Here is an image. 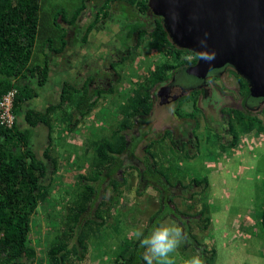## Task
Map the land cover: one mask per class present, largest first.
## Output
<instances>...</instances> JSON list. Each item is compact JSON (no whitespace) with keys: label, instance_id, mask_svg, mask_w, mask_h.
<instances>
[{"label":"trees","instance_id":"trees-1","mask_svg":"<svg viewBox=\"0 0 264 264\" xmlns=\"http://www.w3.org/2000/svg\"><path fill=\"white\" fill-rule=\"evenodd\" d=\"M148 1L106 0L101 4L99 20L108 18L117 3L131 6L140 16L146 15L149 12ZM87 2L88 0H84L74 19L67 21L65 16L68 11L51 4L50 0H0V96L12 88L17 89L14 101V113L17 118L24 110L25 103L35 97L37 92L29 91L27 87H18L14 79L28 68L29 73L37 78L39 86L48 82L50 57L62 55L68 45L63 24L72 25L77 21L86 9ZM151 27L149 30L147 24L140 19H134L133 22L126 24L125 40L129 42L136 34L137 40L134 47L128 48L130 55L124 61L137 56V50L147 40H150V45L155 46L165 60L158 67L148 71L149 75L145 77V82L135 92L134 102L121 106L119 112L123 117L120 118V124L111 130L109 136L94 142L89 170L76 177L73 197L65 205L64 226L47 242V264H87L90 243L92 239H98L102 229L107 225L111 207L116 201L111 199V204L107 203L105 197L107 188L111 187L116 196H120L121 187L128 182L124 174L130 167H125L121 157L130 149L135 151L142 142V137L131 138V132L137 126L136 118L146 117L153 110L151 90L169 80L174 71L197 62L198 56L194 52L177 49L173 45L160 19L154 20ZM181 54L187 57L186 62L176 64ZM41 55L44 56V61H41ZM233 74L238 80L242 96L245 99L249 98L250 89L247 81L235 71ZM92 80L93 77L89 79ZM71 86V83H64L66 94L62 104L68 101L73 105L69 118H73L75 114L83 118L96 107L99 92L92 95L89 83H85L77 92ZM198 94L196 92L193 97V111L183 113L180 110L181 118L197 120L200 114L196 105ZM190 99L183 98L180 106ZM228 116L232 131L231 150L239 146L242 136L261 137L264 134L262 114L231 110L228 111ZM46 118L47 116L40 112L29 110L25 121L33 128L45 122ZM67 123L64 133L72 132L71 127L77 128V123L72 125L70 120ZM196 128H199V124ZM161 143L154 142L146 148L148 156L146 169L139 174L141 189L151 186L152 182L148 180L150 178L155 179L161 186L170 185L169 179L157 168V159L162 157L160 152L157 153L156 150H154L156 153L152 152L154 146ZM55 150L52 142L42 159L30 145L29 130H19L17 122L12 129L0 127V264H38L39 251L31 241L30 235L34 216L40 206L49 203L51 197L54 176L59 168L58 159L53 156ZM187 156L194 158L196 154ZM121 170L122 174H119ZM203 183L193 180L190 186L202 187L205 190L207 184ZM161 199L160 210L151 217L150 226L143 231L145 236L149 235L153 226L157 224H153L157 217L160 216L158 221H164L170 215L162 214L167 202L164 197ZM208 213L207 207L200 212L205 217L204 228H208L211 223ZM260 223L264 231V211ZM121 247L122 251L114 258L113 264H145L142 259L144 249L140 248L139 240L126 239ZM201 253L205 258L204 264H215L217 256L215 249L204 248Z\"/></svg>","mask_w":264,"mask_h":264},{"label":"rangeland","instance_id":"rangeland-1","mask_svg":"<svg viewBox=\"0 0 264 264\" xmlns=\"http://www.w3.org/2000/svg\"><path fill=\"white\" fill-rule=\"evenodd\" d=\"M83 2L84 0H50L51 4L66 9L68 13L80 9ZM144 59L137 66V75L141 77L148 71V63H158L159 55L153 50ZM229 82L228 86L235 91L238 84L234 78ZM214 106L217 108L215 104ZM115 108L110 105L108 108H99L96 118L99 116L100 119L95 122H100L101 127L97 128L89 122L85 132L89 142L106 138L109 130L120 124L123 116ZM188 111L191 109L187 107L181 110L183 113ZM173 118L171 113L161 118L157 110L146 121L161 130L164 125L176 124ZM76 131L80 132V129ZM197 135L200 142L195 147L194 158L187 156L186 152L177 153L172 146H158L157 150L154 148L157 153L161 152L157 168L169 179L168 186L174 187L179 183L182 186L168 188L169 192L168 189L163 191V186L154 180L151 186L141 189L137 172L129 169L124 174L128 182L121 187L122 194L116 196L112 189L106 192L107 203L116 199V205L110 211L109 221L98 239H92L90 243L87 264H113L114 258L122 251L124 241L129 238L136 240L134 232H143L150 226L151 217L161 208V197L167 202L162 214H170L165 220L175 221L186 236V242L181 243L172 254L175 264H185L186 260L197 254L205 261L201 253L204 248L216 250L215 264H264V231L260 223L264 211V134L261 137L242 136L240 145L230 150L227 156L224 155L227 150L222 148L214 133L208 130L200 131ZM144 144L137 149L139 158L144 154ZM154 150L152 152L156 153ZM59 172L55 176L53 188L61 193L52 192L50 202L40 206L33 218L30 238L39 251L38 264H47V242L64 226L63 204L73 197L76 177L83 174L82 170H75L73 173L64 168ZM193 180L204 182L207 189L190 186ZM204 207L209 209L211 217L208 228L203 227L205 217L200 214ZM174 208L176 212L173 211ZM159 217L153 224L158 222Z\"/></svg>","mask_w":264,"mask_h":264},{"label":"flooded vegetation","instance_id":"flooded-vegetation-1","mask_svg":"<svg viewBox=\"0 0 264 264\" xmlns=\"http://www.w3.org/2000/svg\"><path fill=\"white\" fill-rule=\"evenodd\" d=\"M105 1L103 3H105ZM123 17H126V19H123ZM134 19H140L142 22H145L149 30L152 29L151 26L154 20L160 19L163 22L162 18L156 16L150 9L146 15L140 16L134 8L127 4H115L108 18L100 22L99 36L93 37L95 42L98 41L100 37L101 54H105V56H103L104 54L102 55V61L104 62L99 70L96 65L84 67V69L87 70V83L92 87V91L97 92L99 86L103 91L101 93V102L103 106L106 108H108L109 105L110 107H116L115 110L117 113L124 104L134 102L135 92L145 82V77L149 75L147 74L148 71L158 67L165 60L164 57L160 56L157 48L150 45V40H147L137 50V56L133 55V57L135 56L134 58L124 61V59L130 55L128 48H132L136 45L135 40H137V34L129 42L125 40V34L127 33L126 24H128V22H133ZM153 50L159 55L158 63L155 65L153 62L148 63V71H146L144 76L139 78L137 75L138 62L145 60V55L149 56V53ZM186 59L187 57L181 54L175 63H185ZM197 62L192 66H195ZM118 66L122 67L119 68ZM192 66L174 71L169 80L156 85L151 90L153 110L146 117L140 116L136 118L137 126L131 132V138L142 137V142L140 144L145 143L142 148L144 154L142 158H139L136 151L130 149L121 159L124 161L125 167H130V170L136 171L138 176L146 169L145 163L148 158L146 148L154 142H162L154 146L156 150L158 146H172L177 153L184 154L186 152L187 155H191L200 142L197 133L209 130L217 136L222 148L227 150L224 154L227 156L229 155L231 150L230 146L232 144V131L229 127L230 118L228 116V111L241 110L251 114H262L264 117V98L254 99L250 96L245 99L240 92L239 83L233 74L234 69L232 66L228 65L222 69L214 70L206 79H199L189 75L187 69ZM89 76L93 77L92 81H89V79H91ZM127 76L130 77L128 78ZM232 77L238 84L235 91H232V87L228 86V83H230L229 81L233 79ZM196 92L199 93L196 105L201 115L195 121L181 118L179 116L180 110H185L187 107V109L193 111V97ZM185 97H190L191 99L180 106L181 100ZM160 109L170 111V113L174 115L173 120L176 121V124L172 126L164 125L162 129L159 130V127L146 121L152 116V112L154 114ZM208 110L210 111L208 112ZM210 115L212 118H210ZM117 117H119L118 114ZM192 121L193 123H191ZM202 121L203 125H201ZM198 124L199 128L197 129L196 127ZM114 128H116V126ZM114 128H111L106 136H109L111 130ZM132 143L131 141L130 144ZM131 146L132 145H130V148ZM119 174H122V170ZM148 180L154 182L155 179L150 178ZM171 187L172 186H163L164 190ZM177 187H179L178 184L172 188L175 189ZM174 211L176 212L175 208ZM172 215L176 218L174 214Z\"/></svg>","mask_w":264,"mask_h":264},{"label":"crops","instance_id":"crops-1","mask_svg":"<svg viewBox=\"0 0 264 264\" xmlns=\"http://www.w3.org/2000/svg\"><path fill=\"white\" fill-rule=\"evenodd\" d=\"M104 1L105 0H88L86 9L80 14L77 21L73 22L72 25L63 24V28L67 34L68 45L62 55L50 57V77L45 85L39 86L37 78L29 73L28 68H25L22 73L14 79V83L18 87H27L29 91L32 90L37 92L35 97L25 103L24 110L18 115V129L21 131H30V145L37 156L42 159L44 158V153L48 151V147L53 142L56 149L53 156L56 157L59 162L57 174L60 173L59 171L63 168L73 173L75 170H82L83 173L89 170V162L93 154L94 142L96 140L89 142V140L86 139L88 135L85 134V132L89 122L95 124L97 128L101 127L100 122H95L100 119L99 116L96 118V115L99 113V108L103 106L101 105V93L103 91L99 86L97 88V92H99L97 96L98 103L93 111L83 118L79 117L78 114H75L73 118H69V112L72 110L73 105L68 101L62 104V100L66 94L64 88L65 82L71 83V87L74 91H80L82 86L87 83V70H85L84 67L96 65L99 70L104 62L102 61L100 37V41L98 40L95 42L93 40L94 36H99V25L101 22L99 20L101 16L100 7ZM76 14L77 10L73 13H68L67 16H65L66 20H73ZM40 57L41 61H44V56L41 55ZM140 77L141 76H139V78ZM90 89L92 91V87H90ZM95 93L96 92L92 91V95ZM29 110L46 115V121L38 124L36 127H30L25 121L26 113ZM169 114L170 111L168 110L160 109L158 111V115L161 118ZM69 120L72 121V125L77 123V128L71 127L72 132L64 133V130L67 129L66 124H68L67 122H69ZM77 129H80V132H77ZM85 144L86 146H84ZM135 151L137 152V149ZM194 153H196V151L191 155ZM105 185H107V183ZM179 186L181 185L179 184ZM110 189L112 188L108 187L107 191ZM54 191H56V193H61L52 186L51 195ZM51 199L52 197H50V200ZM70 199L72 198L64 202V208ZM109 203L111 204V202ZM115 203L116 201H114L113 206L116 205ZM113 206L111 209H113Z\"/></svg>","mask_w":264,"mask_h":264},{"label":"water","instance_id":"water-1","mask_svg":"<svg viewBox=\"0 0 264 264\" xmlns=\"http://www.w3.org/2000/svg\"><path fill=\"white\" fill-rule=\"evenodd\" d=\"M174 46L198 56L189 75L206 79L228 65L264 98V0H149Z\"/></svg>","mask_w":264,"mask_h":264},{"label":"clouds","instance_id":"clouds-1","mask_svg":"<svg viewBox=\"0 0 264 264\" xmlns=\"http://www.w3.org/2000/svg\"><path fill=\"white\" fill-rule=\"evenodd\" d=\"M134 235L139 240L140 248L144 249L142 259L145 264H175L172 259L181 243L186 242L183 229L175 221H158L149 235L141 230ZM185 264H204L203 258L197 254L185 261Z\"/></svg>","mask_w":264,"mask_h":264},{"label":"built area","instance_id":"built-area-1","mask_svg":"<svg viewBox=\"0 0 264 264\" xmlns=\"http://www.w3.org/2000/svg\"><path fill=\"white\" fill-rule=\"evenodd\" d=\"M17 89L12 88L6 94L0 96V127L12 129L16 125L17 116L14 113V101Z\"/></svg>","mask_w":264,"mask_h":264}]
</instances>
